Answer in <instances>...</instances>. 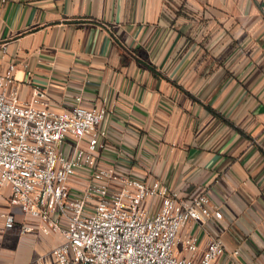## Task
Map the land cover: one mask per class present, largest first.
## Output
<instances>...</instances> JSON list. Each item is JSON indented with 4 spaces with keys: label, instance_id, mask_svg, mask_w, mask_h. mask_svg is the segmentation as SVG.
I'll return each mask as SVG.
<instances>
[{
    "label": "crops",
    "instance_id": "obj_1",
    "mask_svg": "<svg viewBox=\"0 0 264 264\" xmlns=\"http://www.w3.org/2000/svg\"><path fill=\"white\" fill-rule=\"evenodd\" d=\"M9 61L21 100L37 87L42 105L81 95L110 110L99 164L209 191L221 218L181 231L198 251L217 234L241 264H264V0H4L0 67ZM24 217L1 188L0 264H53L63 237L20 233Z\"/></svg>",
    "mask_w": 264,
    "mask_h": 264
},
{
    "label": "built area",
    "instance_id": "obj_2",
    "mask_svg": "<svg viewBox=\"0 0 264 264\" xmlns=\"http://www.w3.org/2000/svg\"><path fill=\"white\" fill-rule=\"evenodd\" d=\"M15 68L0 67V189L25 216L20 233L61 234L53 264H241L240 249L226 250L220 235L209 234L201 251L197 234L181 236L191 222L221 218L209 191L182 195L158 177L99 164L100 124L110 110L81 95L67 108L42 105L37 87L21 100ZM2 216L4 226L16 224L12 212Z\"/></svg>",
    "mask_w": 264,
    "mask_h": 264
}]
</instances>
